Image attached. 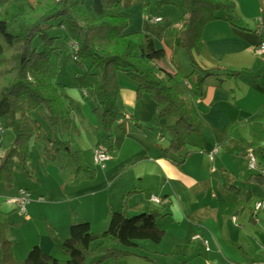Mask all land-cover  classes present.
<instances>
[{
	"label": "crops",
	"instance_id": "crops-1",
	"mask_svg": "<svg viewBox=\"0 0 264 264\" xmlns=\"http://www.w3.org/2000/svg\"><path fill=\"white\" fill-rule=\"evenodd\" d=\"M235 2L237 7L231 14L236 24L226 20V13H221L222 19L206 26L203 48L194 54L198 66L192 67L189 73H194L191 79L202 68L236 70L242 74L234 77L218 71L209 76L203 96L196 100L191 98L189 90L186 92L196 118L203 125L199 134L188 135L186 149L164 154L163 148L169 146L170 136L159 127L167 120L153 124L157 102L149 96L137 97V84L130 79L124 77L123 80L127 81L128 93L132 90V97H124V89L120 88L117 105L121 114L113 126L110 142L105 133L104 140L95 138L93 133L90 137L92 127L99 129L92 101L66 93L72 103L74 121L63 137L81 154L88 170L77 171L76 162L65 150L59 151L54 158H47L44 153L46 141L31 142L28 172L21 167L25 176H17L18 165L12 186L0 182V218L4 215L8 218L6 237L12 241L18 260L26 259L36 245L57 259H68L62 242L67 238L71 224L87 220L94 232L106 230L110 208L122 210L124 196L130 193L128 214L139 210L160 212L157 222L165 230V236L159 243L152 241L150 253L192 258L200 255L196 258L199 260L200 252L204 250L203 264H264V228L252 234L248 232L247 224L235 215L239 206L232 194L239 186L230 182L235 178L236 168L233 163L230 166L228 159H232L229 150H233L235 141L239 140L231 138L223 144L231 122L249 121L254 116L264 119V54L255 53V48L264 42V0ZM146 3L145 0H120L117 11L105 10L102 0H92L98 14H124L130 20V32H146L157 48L167 50L171 47L174 51L175 39L167 36L166 31L172 27L184 29L188 25L187 16L183 15L177 22L172 18L166 22L164 19L153 22L145 13ZM167 57L168 60L160 61L159 65L168 71H176L180 65L174 55ZM39 112L37 117L42 121L46 135L50 136V129L44 124L46 120L40 118ZM241 132L248 137V126H243ZM12 139L10 131L0 130V160ZM99 142L113 146L105 168L93 162ZM215 147L219 152L212 160L209 153ZM242 149L240 156L248 159L242 154L244 145ZM258 174L251 175L250 179H257ZM20 187L30 189L33 194L25 214L4 199ZM154 194L166 202L155 204L151 200ZM262 200L263 197L257 202ZM233 217L237 219L235 222ZM249 219L258 220L254 215ZM195 234L209 238L210 251L200 241L192 240ZM144 242L139 241L140 247L146 244ZM149 257L131 255L107 260L104 264H151L153 260Z\"/></svg>",
	"mask_w": 264,
	"mask_h": 264
},
{
	"label": "trees",
	"instance_id": "trees-1",
	"mask_svg": "<svg viewBox=\"0 0 264 264\" xmlns=\"http://www.w3.org/2000/svg\"><path fill=\"white\" fill-rule=\"evenodd\" d=\"M152 3L157 11L164 5L175 4L187 16L188 25L184 29L172 27L166 35L175 39L174 51H186L193 68L198 66L194 54L203 48L206 26L222 19L221 13H226V20L236 24L231 14L237 7L235 0H152ZM102 6L105 10L119 11L120 0H102ZM129 26L128 16L119 12L98 14L92 0H0V127L13 134L0 160V182L12 186L18 165L28 172L31 142L46 141L47 158H54L65 150L76 162L77 171L88 170L81 154L63 137L73 124L74 113L66 85L57 78L62 54L83 71L76 75L79 87L92 101L98 128L105 132L108 142L113 138V126L121 114L117 105L121 88L118 71L137 83V97L149 96L157 102L153 124L167 120L159 127L170 136L169 146L163 148L164 154L186 149L188 135L202 131L203 125L196 118L186 92L190 91L192 99H199L209 76L225 71L239 77L242 71L202 68L194 79H191L193 72L186 74L180 67L174 72L168 71L159 65L167 58V50L157 48L146 32H130ZM53 29L64 33L51 34ZM36 39L41 41V47L34 44ZM73 44H77L76 49ZM187 82L191 83L189 89ZM38 110L40 118L49 125L50 136L34 114ZM243 126L249 128L248 137L241 132ZM231 138L244 145L243 155L248 156L252 151L264 158L263 117L231 122L223 144ZM108 145L112 149V144ZM129 194L124 196L122 210L110 208L106 230L94 232L87 220L71 224L62 242V248L69 255L66 260L53 257L38 245L26 259L18 260L12 241L6 237L8 218L2 216L0 264H104L107 260L131 255L146 258L138 252L139 241L159 243L165 230L157 222L159 211L139 210L128 214ZM240 204L237 200V205Z\"/></svg>",
	"mask_w": 264,
	"mask_h": 264
},
{
	"label": "rangeland",
	"instance_id": "rangeland-1",
	"mask_svg": "<svg viewBox=\"0 0 264 264\" xmlns=\"http://www.w3.org/2000/svg\"><path fill=\"white\" fill-rule=\"evenodd\" d=\"M145 1L149 3L148 7L146 5L144 6L146 10L145 13L146 14L150 13L149 16L151 17L162 15V19H164V22H166L168 18H172L175 20V22H177L181 20V17H183L181 12L179 11L178 6L175 4L164 5L159 11H157L151 0H145ZM50 33L63 35L64 32L63 30L53 29ZM167 40L172 41V39L170 38H167ZM34 44L39 47L42 46V43L41 41H39V39H36ZM167 50H168L169 58H172L174 55V60L176 61V63L180 65V67L184 72L189 73L192 70L190 57L184 49H179L176 52H174L171 47H167ZM60 59L62 60V63L60 64L57 70V78L59 81H61L63 84L66 85V90H67L66 93L68 94V96L86 97L83 90L79 87V80L76 78V75L78 73H82L83 71L77 66L76 63H74L73 61H69L66 58V54H62ZM166 60H168V57L166 58ZM56 61H57L56 58H54L53 62L56 63ZM124 77L126 79H130L128 78L126 73L122 71H118V79L119 82H121L120 83L121 90L124 89V92L122 94L124 95V97H132L133 92L131 90V92L128 93V90L126 89V85H125L126 80H123ZM131 80L132 79H130V81ZM39 111L40 110H38L34 114L37 116ZM44 124L46 125V128L49 129L47 122H45ZM92 133L95 135V138H100L102 140L105 139V134H104L105 132L102 129L97 130L95 127H92V130H90V137ZM233 148H234L233 150H229L232 152V153L230 152L229 154L232 155L231 156L232 159L229 158L230 156L227 158H229L228 162L230 163V166L231 163H233L232 166H235L236 175L235 178H233V181L230 182L239 187L234 188V194H232V197L234 196V198L239 200L241 203L235 215L238 216V218L242 222L247 224L248 232L254 234L255 231L257 230L261 231L264 228V209L259 212H255V204L260 198L263 197L264 194V182H263V177L261 175L257 179H252V180L250 179V177L253 174L259 173L260 167L264 166V158L257 156L258 168L250 170L248 159L244 158L243 156H240L239 151L243 150L242 149L243 144L240 143L239 141H235ZM237 152H239V154ZM235 157H236V165H234ZM89 160H91V157H89ZM16 174L19 178L25 176L23 170L21 169V166L20 169L16 172ZM238 191H240V194L237 193ZM251 215L257 217L258 220L256 222L254 220L251 221V219H249ZM144 243L146 244H144L143 247H140L138 249V252H140L141 255L150 256L149 258L153 260L151 264H203L202 260L203 259L205 260V256H204L205 253H203L205 252L204 250L203 252H200L202 256L200 257L201 259L197 260L196 258H199L200 255L195 258H192V257H183V256H172L168 254L162 255L158 253H150V251H148L150 250L149 245H153V242L151 240H145ZM141 264H144V262H141Z\"/></svg>",
	"mask_w": 264,
	"mask_h": 264
},
{
	"label": "built area",
	"instance_id": "built-area-1",
	"mask_svg": "<svg viewBox=\"0 0 264 264\" xmlns=\"http://www.w3.org/2000/svg\"><path fill=\"white\" fill-rule=\"evenodd\" d=\"M148 19L153 21V22H159L162 21V16H148ZM77 44H73V48L76 49ZM255 53L261 55L264 54V42L260 43L258 47L255 48ZM186 85L191 88V83L187 82ZM0 130L3 131V129L0 127ZM202 152V151H200ZM219 152V148L215 147L212 152L209 153L210 159H214L215 154ZM248 163H249V169H256L258 168L257 165V156L252 152H248ZM111 159V149L107 143L104 142H99L96 145V148L93 153V162L95 165L105 168L108 161ZM259 173L264 177V168H260ZM32 192L30 189L25 188V187H20L18 188L17 192L6 196L4 199L6 202L14 205L18 211L21 213L25 214L27 210L28 204L32 200ZM152 202L155 204H164L166 201L158 196V195H152L151 196ZM264 209V201H259L255 205V210L259 211ZM234 222L237 220L236 217H233ZM193 241H200L206 248L207 251H210V240L209 238L205 237L202 234H195L192 237Z\"/></svg>",
	"mask_w": 264,
	"mask_h": 264
}]
</instances>
